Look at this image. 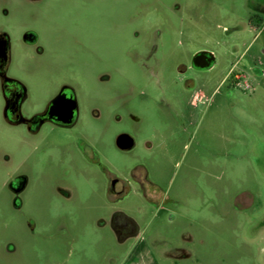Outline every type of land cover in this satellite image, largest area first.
I'll list each match as a JSON object with an SVG mask.
<instances>
[{"label": "rangeland", "instance_id": "1", "mask_svg": "<svg viewBox=\"0 0 264 264\" xmlns=\"http://www.w3.org/2000/svg\"><path fill=\"white\" fill-rule=\"evenodd\" d=\"M53 9L44 25L48 33L66 25L64 46L35 64L18 52L9 75L29 82L37 105L71 82L81 107L75 131L112 175L144 164L158 197L115 206L144 230L140 242L120 241L106 177L73 152L62 160L53 140L40 178L35 140L5 125L0 90V147L29 157L25 210L34 221L13 209L1 215L0 264H132L148 245L155 264H262L264 0H73ZM201 53L214 57L212 68L192 67ZM121 133L135 138L132 152L116 147ZM68 164L78 194L70 204L52 198L53 175Z\"/></svg>", "mask_w": 264, "mask_h": 264}, {"label": "flooded vegetation", "instance_id": "2", "mask_svg": "<svg viewBox=\"0 0 264 264\" xmlns=\"http://www.w3.org/2000/svg\"><path fill=\"white\" fill-rule=\"evenodd\" d=\"M73 0H0V90L2 94L1 118L5 125L11 128H20L31 139L35 140L32 146V156L38 158L40 178L45 177L47 161L51 151L47 145L58 143L60 158L70 162L72 152L85 166L97 168L108 180L106 195L108 196L113 214L110 224L120 241L143 240L144 230L140 221L130 216L125 210L115 206L121 204L130 196L142 197L147 203L156 201L157 195L151 196V179L144 164L133 166L126 175H112L103 164L98 150L85 140L77 128L81 122V107L75 86L71 82L56 84L53 94L41 105L33 103L34 94L29 82L11 77L9 71L15 64L17 53L20 57L29 59L32 63L34 57L40 58L53 48L55 43L63 45L64 37H69L66 25H61V30L46 31L45 20L57 15L53 6L61 2ZM84 1V0H80ZM45 26V27H44ZM208 57L211 55L206 53ZM35 55V56H34ZM42 64V63H41ZM37 68H27L25 73L32 77ZM212 64H192L195 70L210 69ZM74 132L76 137H74ZM63 137L66 141H60ZM74 139L73 141H70ZM116 147L122 152H132L136 148V140L127 133H121L116 137ZM50 152V153H49ZM28 156L14 158L7 148L0 147V218L5 211L16 210L21 214L29 226L33 228V218L28 216L25 210V191L27 190L30 174L27 171ZM13 169V166H16ZM13 169V170H12ZM75 169L70 164L61 165L60 172L54 174L52 198L70 204L78 198L76 189L71 182L75 177ZM250 201L243 199L241 207L249 208ZM52 211L54 210L50 205ZM68 209V207H67ZM74 211V207L72 206ZM145 211H141L143 215ZM5 221V220H4ZM1 218L0 223L5 224ZM62 222L58 223L60 225ZM11 248V245H8ZM151 252V245L147 246ZM264 255V254H263ZM260 255L264 264V256Z\"/></svg>", "mask_w": 264, "mask_h": 264}, {"label": "crops", "instance_id": "3", "mask_svg": "<svg viewBox=\"0 0 264 264\" xmlns=\"http://www.w3.org/2000/svg\"><path fill=\"white\" fill-rule=\"evenodd\" d=\"M132 264H155L151 252L147 247L142 246V249L136 251Z\"/></svg>", "mask_w": 264, "mask_h": 264}, {"label": "water", "instance_id": "4", "mask_svg": "<svg viewBox=\"0 0 264 264\" xmlns=\"http://www.w3.org/2000/svg\"><path fill=\"white\" fill-rule=\"evenodd\" d=\"M214 62H215L214 57L212 55L208 57L206 53H201V54L196 55L193 60V64L197 66H199L200 64H212L213 66Z\"/></svg>", "mask_w": 264, "mask_h": 264}]
</instances>
